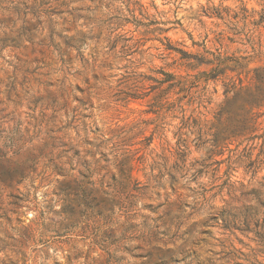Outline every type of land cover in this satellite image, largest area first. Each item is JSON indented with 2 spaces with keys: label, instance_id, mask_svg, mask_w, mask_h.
<instances>
[{
  "label": "rangeland",
  "instance_id": "374dc122",
  "mask_svg": "<svg viewBox=\"0 0 264 264\" xmlns=\"http://www.w3.org/2000/svg\"><path fill=\"white\" fill-rule=\"evenodd\" d=\"M0 264H264V0H0Z\"/></svg>",
  "mask_w": 264,
  "mask_h": 264
}]
</instances>
